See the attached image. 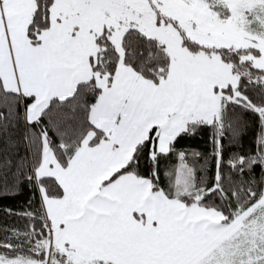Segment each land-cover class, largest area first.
I'll use <instances>...</instances> for the list:
<instances>
[{"label": "snow or ice", "instance_id": "1", "mask_svg": "<svg viewBox=\"0 0 264 264\" xmlns=\"http://www.w3.org/2000/svg\"><path fill=\"white\" fill-rule=\"evenodd\" d=\"M0 264H264V0H0Z\"/></svg>", "mask_w": 264, "mask_h": 264}, {"label": "trees", "instance_id": "2", "mask_svg": "<svg viewBox=\"0 0 264 264\" xmlns=\"http://www.w3.org/2000/svg\"><path fill=\"white\" fill-rule=\"evenodd\" d=\"M0 203H2V202H0Z\"/></svg>", "mask_w": 264, "mask_h": 264}]
</instances>
